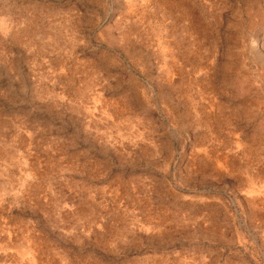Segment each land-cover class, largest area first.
Listing matches in <instances>:
<instances>
[{"label": "rangeland", "instance_id": "1", "mask_svg": "<svg viewBox=\"0 0 264 264\" xmlns=\"http://www.w3.org/2000/svg\"><path fill=\"white\" fill-rule=\"evenodd\" d=\"M0 264H264V0H0Z\"/></svg>", "mask_w": 264, "mask_h": 264}]
</instances>
